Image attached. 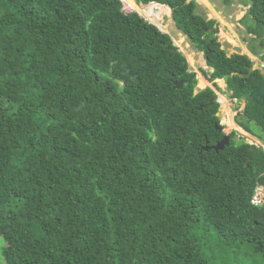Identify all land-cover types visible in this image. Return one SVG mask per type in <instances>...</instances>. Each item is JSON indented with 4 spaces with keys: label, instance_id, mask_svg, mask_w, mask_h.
Returning a JSON list of instances; mask_svg holds the SVG:
<instances>
[{
    "label": "trees",
    "instance_id": "16d2710c",
    "mask_svg": "<svg viewBox=\"0 0 264 264\" xmlns=\"http://www.w3.org/2000/svg\"><path fill=\"white\" fill-rule=\"evenodd\" d=\"M135 1L170 8L230 98L260 85L196 0ZM242 2L264 61V0ZM184 58L122 0H0L5 264H264V203L250 202L264 182V98L234 118L262 146L232 130L216 151L217 95L194 93Z\"/></svg>",
    "mask_w": 264,
    "mask_h": 264
},
{
    "label": "rangeland",
    "instance_id": "374dc122",
    "mask_svg": "<svg viewBox=\"0 0 264 264\" xmlns=\"http://www.w3.org/2000/svg\"><path fill=\"white\" fill-rule=\"evenodd\" d=\"M196 2L200 5L201 11L204 13L207 19H215L217 21V41L220 44V47L225 51L227 56H230L233 53H240L247 55L250 60L253 62V66L262 70L263 66L261 65L263 60L259 57L253 55L248 50V41L251 37L246 32L245 25L241 21V18L245 15L248 6H246L242 0H229V4L223 2V0H196ZM152 3V2H150ZM148 3V4H150ZM145 4V5H148ZM164 5V4H163ZM122 8L125 12H132L137 11L133 8H124V4L122 3ZM144 9V7H141ZM159 8L158 6H154L153 10L155 12L162 11V19L159 20V23H155L158 28L169 34L173 40V43L179 48L180 51L184 54L185 58H187V63L189 64L190 71H197L198 78L197 84L194 89V93L200 90L203 87H199V78L202 76L204 80H207L201 70L211 72V68L207 66L205 62V57L202 51H197L187 37L176 27V24L171 16V10L167 11L166 8ZM138 12V11H137ZM140 13L145 19L151 22V18L147 17ZM153 22V21H152ZM249 44H251L249 42ZM254 45L257 42L253 43ZM207 84L204 86H210L215 91L218 101H219V109H218V116L220 118V124L224 126V131L228 134L230 131L235 130L237 132V137H244L245 141H252L255 140L251 139L249 136H244L240 132V129L237 125H233L231 122L229 125L224 123L225 117L232 116L235 112L242 110L244 107V103L237 102L236 99L230 98V92L227 90L226 81L224 79L218 80L215 79L214 81H206ZM228 91V93L226 92ZM221 98H225L223 102ZM222 102V104H221ZM225 104V108L223 106ZM223 106V107H222ZM235 107H238L237 109ZM226 110L227 112H225ZM230 114V115H229ZM228 119V118H227ZM259 142L255 141L259 146H262V143L259 139ZM5 239L4 237H0V248L4 245ZM0 264H5L0 252Z\"/></svg>",
    "mask_w": 264,
    "mask_h": 264
},
{
    "label": "water",
    "instance_id": "95a60500",
    "mask_svg": "<svg viewBox=\"0 0 264 264\" xmlns=\"http://www.w3.org/2000/svg\"><path fill=\"white\" fill-rule=\"evenodd\" d=\"M125 11V10H124ZM141 15V14H140ZM142 16V15H141ZM184 63H187V58L183 59ZM248 71L246 73L240 74L241 77H248L256 68L254 66H247ZM198 76V72L197 71H193L191 76L187 79V81H191L193 78H197ZM261 77H262V81L260 83V85L258 87H256L255 89H253L249 94H243L240 98L239 101L241 103H244V105L246 104L247 101L252 100L253 98H264V68L261 70ZM184 84V80L181 81H177L175 82V85L178 88L183 87ZM214 99H216L215 96H213L210 100V102H213ZM220 130H222V127H219ZM229 144V137L228 134H225L223 136V138L217 142V144L213 147L214 150L218 151L224 148L225 145ZM251 148H255L257 147L256 145H250ZM207 148V147H205Z\"/></svg>",
    "mask_w": 264,
    "mask_h": 264
},
{
    "label": "bare ground",
    "instance_id": "6f19581e",
    "mask_svg": "<svg viewBox=\"0 0 264 264\" xmlns=\"http://www.w3.org/2000/svg\"><path fill=\"white\" fill-rule=\"evenodd\" d=\"M122 3L124 4V8H133L135 10H137L138 12H141L143 15H146L147 17H149V19L151 18V22L153 21V23L155 22L156 24L159 23L158 21L162 19V9L166 8V10L170 12V8L167 5H163L157 2H152L148 5L145 4H141V3H137L135 0H122ZM154 6H158L159 8H162L160 10V12H155L153 10ZM141 7H144V9H141ZM199 87H204L207 82L206 80H204V78L202 76H200L199 78ZM222 81V79H219ZM221 100L224 102L225 98H221ZM222 104V102H221ZM224 108H225V104H223ZM222 106V107H223ZM225 111V110H224ZM225 122H230V120L228 121V119H225Z\"/></svg>",
    "mask_w": 264,
    "mask_h": 264
},
{
    "label": "built area",
    "instance_id": "2783aa9c",
    "mask_svg": "<svg viewBox=\"0 0 264 264\" xmlns=\"http://www.w3.org/2000/svg\"><path fill=\"white\" fill-rule=\"evenodd\" d=\"M264 67V61L261 64ZM256 141V140H255ZM248 141L249 144H256V142ZM264 181V178H263ZM251 204L253 205H261L264 203V182L258 183L254 188L253 194L250 199Z\"/></svg>",
    "mask_w": 264,
    "mask_h": 264
},
{
    "label": "crops",
    "instance_id": "0c3cea01",
    "mask_svg": "<svg viewBox=\"0 0 264 264\" xmlns=\"http://www.w3.org/2000/svg\"><path fill=\"white\" fill-rule=\"evenodd\" d=\"M200 80V79H199ZM219 80V79H218ZM245 106V105H244ZM242 109H244V107L242 108ZM225 112H227L226 110H225ZM236 113L237 112H235V114H233L232 116H229V117H227L228 118V121L230 120V122H226L225 123V120H224V123L225 124H230L231 122H233V125H237L236 124V122H235V115H236ZM230 115V114H229ZM225 119H226V117H225ZM238 126V125H237ZM239 127V129H240V132L239 133H241L242 135H244V136H249L251 139H253V140H257V138L255 137V136H253V135H251L250 133H248L247 131H245L243 128H241L240 126H238ZM258 141V140H257Z\"/></svg>",
    "mask_w": 264,
    "mask_h": 264
},
{
    "label": "clouds",
    "instance_id": "9594fccd",
    "mask_svg": "<svg viewBox=\"0 0 264 264\" xmlns=\"http://www.w3.org/2000/svg\"><path fill=\"white\" fill-rule=\"evenodd\" d=\"M142 4V3H141ZM140 14V13H139ZM143 17V16H142ZM151 23H153V22H151ZM154 24V23H153ZM154 25H156V24H154ZM157 26V25H156ZM158 27V26H157ZM206 62V61H205ZM211 71H212V69H211ZM197 78H198V76H197ZM196 78V79H197ZM219 79V78H218ZM222 79V78H221ZM207 81V80H206ZM203 88H205V87H203ZM203 88H201V89H203ZM233 99H236V98H233ZM217 100H218V98H217ZM237 100V99H236ZM240 102V101H239ZM257 141V140H256ZM257 142H259V141H257ZM248 143V142H247ZM260 143V142H259ZM250 145H252V144H250ZM253 145H256V144H253ZM256 146H259V145H256Z\"/></svg>",
    "mask_w": 264,
    "mask_h": 264
},
{
    "label": "flooded vegetation",
    "instance_id": "af4514ba",
    "mask_svg": "<svg viewBox=\"0 0 264 264\" xmlns=\"http://www.w3.org/2000/svg\"><path fill=\"white\" fill-rule=\"evenodd\" d=\"M251 66H253V64H252ZM255 68H256V67H255ZM263 68H264V67H263ZM263 68H262V69H263ZM256 69H258V68H256ZM256 69H255V70H256ZM258 70H259V69H258ZM259 71H260V73H261V70H259Z\"/></svg>",
    "mask_w": 264,
    "mask_h": 264
}]
</instances>
